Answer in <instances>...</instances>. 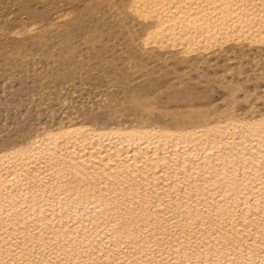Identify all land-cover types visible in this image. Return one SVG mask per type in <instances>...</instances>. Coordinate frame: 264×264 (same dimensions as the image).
<instances>
[{
  "label": "bare ground",
  "instance_id": "6f19581e",
  "mask_svg": "<svg viewBox=\"0 0 264 264\" xmlns=\"http://www.w3.org/2000/svg\"><path fill=\"white\" fill-rule=\"evenodd\" d=\"M132 2H110L135 46L128 66L152 61L217 85L222 104L182 109L133 94L135 112L98 120L75 92L54 98L60 112L51 94L48 120L0 143V264H264L261 0H135L154 5L144 19ZM38 24L9 32L24 45ZM97 103L112 109L105 95Z\"/></svg>",
  "mask_w": 264,
  "mask_h": 264
},
{
  "label": "rangeland",
  "instance_id": "374dc122",
  "mask_svg": "<svg viewBox=\"0 0 264 264\" xmlns=\"http://www.w3.org/2000/svg\"><path fill=\"white\" fill-rule=\"evenodd\" d=\"M112 1L118 0H0V143L26 133L36 118L48 120L50 108L43 106L47 98L53 96L49 106L60 112L54 98L64 92H75L76 103L87 108L96 104L89 114L98 120L124 107L126 113L135 112L136 106L130 104L133 94L147 93L160 105L182 109L188 104H222L223 88L185 76L177 80L167 65L149 61L147 68L138 63L131 69L127 60L135 46L120 15L111 10ZM67 10L71 15L63 18L64 29L52 31L53 22H59L55 13L68 14ZM20 23H39L40 27L35 39L23 35L24 45L10 33ZM190 76L194 78L196 73ZM249 84L245 86L251 88ZM262 85L260 81L259 87ZM103 95L110 111L96 109Z\"/></svg>",
  "mask_w": 264,
  "mask_h": 264
},
{
  "label": "snow or ice",
  "instance_id": "6c2138e0",
  "mask_svg": "<svg viewBox=\"0 0 264 264\" xmlns=\"http://www.w3.org/2000/svg\"><path fill=\"white\" fill-rule=\"evenodd\" d=\"M261 4H262V12H264V0H261ZM152 6H154V5L137 4V3H135V0H133V2L131 3V5L129 7V11L132 12L134 15H138L140 17V19H144L145 17L140 14V10L142 8H148V7H152ZM235 6L238 8L245 7L244 4H241L239 2H237ZM205 7L209 8V9H215V8L220 7V6L209 3ZM227 7L231 8L232 4H228ZM262 18H264V15H262ZM208 22L211 23V18H209ZM260 124H261V133H264V119L261 120ZM260 175H261V185L264 186V159L261 160ZM237 179H239L238 174H237ZM259 203H260V206L257 208V212L261 213L260 219H261V223H262V232H264V197H262V199L260 200ZM245 222H247V218H245ZM188 264H192V262L188 261ZM208 264H212V262L209 261ZM215 264H221V262L216 261ZM225 264H227V262H225ZM232 264H236V262L232 261ZM242 264H251V262L246 261V262H242Z\"/></svg>",
  "mask_w": 264,
  "mask_h": 264
}]
</instances>
